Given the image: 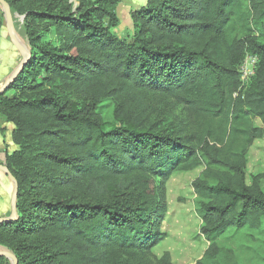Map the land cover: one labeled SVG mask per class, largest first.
<instances>
[{"label":"trees","instance_id":"16d2710c","mask_svg":"<svg viewBox=\"0 0 264 264\" xmlns=\"http://www.w3.org/2000/svg\"><path fill=\"white\" fill-rule=\"evenodd\" d=\"M6 1L26 13L31 49L0 94L19 145L6 156L17 216L0 222V245L17 264H109L120 252L139 253L127 264H173L152 253L165 186L203 165L201 233L262 227L264 172L248 182L247 160L264 138V0H149L131 13L132 38L113 30L120 0ZM248 53L258 62L241 89ZM156 96L200 122L191 132L182 121L159 128L148 103ZM111 99L105 121L98 109ZM233 257L212 241L196 264Z\"/></svg>","mask_w":264,"mask_h":264},{"label":"rangeland","instance_id":"374dc122","mask_svg":"<svg viewBox=\"0 0 264 264\" xmlns=\"http://www.w3.org/2000/svg\"><path fill=\"white\" fill-rule=\"evenodd\" d=\"M71 1L74 2L75 6L79 4L78 0ZM148 1L120 0L115 10L120 18V25L113 27L118 36L133 37L135 29L131 13L133 10L140 9ZM25 16L26 13L9 7L8 17L11 20L16 37L31 50L25 29ZM106 24H108V20ZM25 57L24 47L15 40L14 35L8 28V19L0 2V90ZM148 103L150 119L159 128L174 127L176 123L182 121L186 124L187 131L191 132L193 125L199 121V118L191 110L174 99L156 96ZM114 108L115 102L112 99L106 100L99 107L98 116L105 121H111L113 120ZM255 123L259 126L262 125L259 119ZM15 130V123L7 120L0 113V133L3 140L0 152L1 157L3 156L0 160L2 165H6L7 155L13 154L19 149V145L13 139ZM206 167L207 165H203L189 172L175 173L167 181L165 186L167 209L161 224V231L164 236L152 247V253L157 258L162 257L167 252L170 253L173 264H196L203 258L211 242L215 241L218 245L233 250L235 264H264V221L259 229L250 227L230 228L225 233L212 237V239H207L201 233L200 227L203 222L200 210L201 197L195 191L194 182L199 178H204L203 171ZM2 171L6 174L4 169ZM262 172H264V138H258L248 152V182H250L253 175ZM6 176V179L13 183L8 174ZM12 185L13 187L8 193V199L6 198V208H3L6 199L0 188V219L12 215V199L15 189L14 183ZM0 253L12 252L5 246L0 245ZM135 257H140L139 253L131 255L128 252H120L111 257L109 264H127L130 258ZM0 264H13V259L6 257V260Z\"/></svg>","mask_w":264,"mask_h":264},{"label":"water","instance_id":"95a60500","mask_svg":"<svg viewBox=\"0 0 264 264\" xmlns=\"http://www.w3.org/2000/svg\"><path fill=\"white\" fill-rule=\"evenodd\" d=\"M0 2L3 5V9H4L5 14L7 16V19H8V28L11 31V33L14 35L15 40L20 44V41L18 40V38L15 35V32H14V29H13V26H12V23H11V20L8 17L9 16V6H8V3H7L6 0H0ZM25 51H26V57L20 63V65L18 66V68L14 71V73L9 78V80L2 87V89L0 90V94L3 93L8 88V86L15 80L18 72L23 68L25 62L29 59V57L31 55V52H30L29 49H25ZM0 167L6 171V173L8 174V176L10 177V179L13 181L14 186H15L14 193H13V199H12V215H11V217H5V218H1L0 219V222H4V221H9V220L15 219L16 216H17L18 182H17V179L15 178V176L9 171V169H8V167L6 165L0 164ZM0 255H3V256H6V257H11L13 259V264H17V258H16V256L13 253H0Z\"/></svg>","mask_w":264,"mask_h":264},{"label":"built area","instance_id":"2783aa9c","mask_svg":"<svg viewBox=\"0 0 264 264\" xmlns=\"http://www.w3.org/2000/svg\"><path fill=\"white\" fill-rule=\"evenodd\" d=\"M258 62V56L254 54L248 53L242 64L240 65V73H241V89L246 86V84L249 82L250 78L255 74L256 66ZM238 93L236 92L235 95Z\"/></svg>","mask_w":264,"mask_h":264},{"label":"crops","instance_id":"0c3cea01","mask_svg":"<svg viewBox=\"0 0 264 264\" xmlns=\"http://www.w3.org/2000/svg\"><path fill=\"white\" fill-rule=\"evenodd\" d=\"M0 152H1V146L3 145V140H2V135L0 133ZM5 156V154H4ZM3 157V156H2ZM1 154H0V160H2L1 158ZM3 169L0 167V188L2 189V193L4 194V197L5 199L7 198L8 199V193L10 192L11 188L13 187V183H11V181H8V179H6V174L3 173L2 171ZM10 178V177H9ZM7 199L4 203V207L3 208H6L7 207Z\"/></svg>","mask_w":264,"mask_h":264},{"label":"bare ground","instance_id":"6f19581e","mask_svg":"<svg viewBox=\"0 0 264 264\" xmlns=\"http://www.w3.org/2000/svg\"><path fill=\"white\" fill-rule=\"evenodd\" d=\"M19 41H20V44H21L25 49H28L20 39H19Z\"/></svg>","mask_w":264,"mask_h":264}]
</instances>
